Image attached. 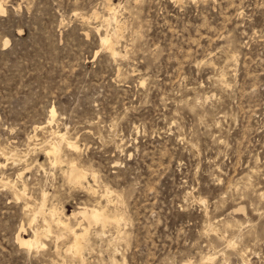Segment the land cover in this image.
<instances>
[{
	"label": "rangeland",
	"instance_id": "rangeland-1",
	"mask_svg": "<svg viewBox=\"0 0 264 264\" xmlns=\"http://www.w3.org/2000/svg\"><path fill=\"white\" fill-rule=\"evenodd\" d=\"M0 6V264H264V0Z\"/></svg>",
	"mask_w": 264,
	"mask_h": 264
},
{
	"label": "bare ground",
	"instance_id": "bare-ground-1",
	"mask_svg": "<svg viewBox=\"0 0 264 264\" xmlns=\"http://www.w3.org/2000/svg\"><path fill=\"white\" fill-rule=\"evenodd\" d=\"M112 4V3H111ZM1 7V6H0ZM113 7V6H112ZM3 9V8H2ZM1 10V9H0ZM113 11V10H112ZM111 11V12H112ZM108 12H110V11H108ZM115 12V11H114ZM114 15V14H113ZM112 15V16H113ZM109 16V15H108ZM111 20H113L114 21V19H111ZM112 21V22H113ZM117 21V20H116ZM117 38V37H116ZM103 43L106 45V47H108V49L111 51V52H113L114 54H118V52H116L117 50H115V47H114V45H113V42H112V40L108 37V36H106V37H104L103 39ZM103 45V44H102ZM116 45V44H115ZM103 48H105V47H103ZM107 49V48H106ZM107 51V50H106ZM109 52V51H108ZM114 56V55H113ZM52 112H51V115H53V117L55 116V114H56V111H55V109H53V110H51ZM66 135H64V133H63V135H61V134H58V138L62 141V142H64L65 144H67L68 146H69V148H73V149H75V150H77L78 149V147L76 146V144L75 143H73V142H71L69 139H67L66 137H65ZM46 142V141H45ZM51 142V141H50ZM41 145H42V143H41ZM50 145V144H49ZM46 146V145H45ZM44 146V147H45ZM48 146V145H47ZM67 146V147H68ZM42 148V147H41ZM35 149V148H34ZM66 149V148H65ZM49 150V149H48ZM60 147L57 145V144H52V146H51V148H50V150L49 151H47L48 152V155H53L54 157H53V159H54V161H53V163H55V165L57 164L58 165V162H59V160H58V156H60L59 154V152H60ZM74 150V151H75ZM2 153V152H1ZM61 154H63V153H61ZM17 155V154H16ZM13 156H14V154H13ZM65 156V155H64ZM11 157V156H10ZM18 157H19V155H18ZM60 158V157H59ZM15 159V158H14ZM66 159V158H65ZM9 160V159H8ZM22 160V159H21ZM62 160V159H61ZM64 160V159H63ZM73 161V160H72ZM72 163V162H71ZM73 163H74V161H73ZM60 164V163H59ZM67 164V163H66ZM52 165H54V164H52ZM71 165V164H70ZM75 165V164H74ZM74 165L72 166V169L70 170V173H69V179L74 183V181H76L77 183H80L83 179L85 180V178H86V175H87V171L85 172V170L84 171H81V170H78V169H76V168H74ZM1 166V165H0ZM55 167V166H54ZM57 168V167H56ZM66 168V167H65ZM64 168V169H65ZM59 169H61V168H59ZM62 170V169H61ZM91 174V173H90ZM23 174L21 173L20 174V176H22ZM94 178V177H93ZM87 183V182H86ZM10 185V184H9ZM8 185V186H9ZM76 185V184H75ZM75 185H74V187H75ZM78 185V184H77ZM76 185V186H77ZM80 186V185H79ZM90 186V185H89ZM80 188V187H79ZM89 188V187H88ZM15 189V188H14ZM90 189V188H89ZM108 190V189H107ZM16 192H17V190H15ZM20 191V190H19ZM88 191V190H87ZM106 191V190H105ZM109 191V190H108ZM14 192V191H13ZM23 191H20V193H22ZM110 192V191H109ZM94 193V192H93ZM111 193V192H110ZM17 194V193H16ZM23 194V193H22ZM25 194V193H24ZM44 194H45V192H44ZM89 194V193H88ZM96 194V193H95ZM102 194V193H101ZM107 194V193H106ZM47 193L45 194V196L44 197H47ZM102 195H104V194H102ZM16 196V195H15ZM19 196H22V195H19ZM108 196H110V195H108ZM107 196V197H108ZM23 197V196H22ZM100 198V197H99ZM47 200V199H46ZM107 200V199H106ZM45 200H44V204L42 205L41 204V206H39V207H41V209L44 207V205H45ZM109 202H110V200H109ZM29 207V206H28ZM30 208V207H29ZM32 209V208H31ZM37 209V208H36ZM41 209H39V210H41ZM42 212H40V214L41 213H43L44 212V210L42 209L41 210ZM36 212V211H35ZM47 212V211H46ZM45 213V212H44ZM43 213V214H44ZM38 214H39V211H37V213L35 214V216H34V218H33V220H32V222L33 221H36V219H37V217H38ZM53 218H54V221H55V224L59 227V228H61L62 230H64V231H66V232H69V233H71L72 235V237H73V244H72V246L71 247H69V251L70 252H73L74 253V251L77 253V254H79V255H82L81 253H82V250H83V242H84V240H85V238H86V235H88V229L87 228H84L83 229V232L82 233H79V232H77V230L73 227V226H71V223L69 222L70 221V219H71V217H77L78 215H80L81 217H83V219L84 220H86V221H88L90 224H92V223H96V224H99V223H103V224H105V223H108L109 222V220H110V218H109V216H107L106 215V213H105V211L104 210H102L101 208L100 209H98V208H92V209H89V208H87V207H85V208H82V210H80V212H78V213H73V215L71 216V217H68V216H66L65 214H64V216H66V220H64L63 218H62V216H60V215H58V213H57V210L54 208V209H52L51 211H50V213H49ZM60 214V213H59ZM41 217H42V215H40ZM48 217H50V216H48ZM115 217V216H114ZM65 218V217H64ZM46 219V218H45ZM122 219V218H121ZM48 220V219H47ZM45 221L44 223L45 224H47V227L45 228L44 227V229H41V231L40 230H37L35 233H34V235L33 236H31L30 238L31 239H28L27 237H28V234L27 233H25V234H23V233H20L19 235H18V237H17V240H18V242L22 245V246H27V247H29V248H32V247H40L41 246V239H47V238H49L54 232H53V230H52V224L49 222V220L48 221ZM43 221V220H42ZM52 221V220H51ZM115 221L116 222H119L120 220L119 219H115ZM113 223V222H112ZM43 226V225H42ZM24 227H22V229H23ZM40 229V228H39ZM56 229V228H55ZM58 234V233H57ZM61 235V234H60ZM56 237H58V236H56ZM88 237V236H87ZM51 238V237H50ZM53 238V237H52ZM61 238V237H60ZM63 238V237H62ZM57 240H59V237H58V239ZM87 240H89V239H87ZM88 242V241H87ZM230 242V241H229ZM88 244H89V242H88ZM88 244H86V245H88ZM89 246V245H88ZM78 255V256H79ZM77 256V255H76ZM81 257V256H80ZM82 260V259H81ZM83 263H84V261H83ZM115 263V262H114Z\"/></svg>",
	"mask_w": 264,
	"mask_h": 264
}]
</instances>
